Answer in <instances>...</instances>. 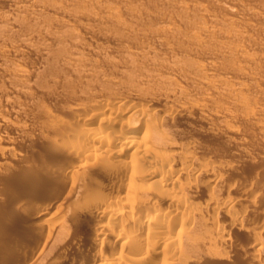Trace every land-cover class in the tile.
<instances>
[{"label":"bare ground","instance_id":"1","mask_svg":"<svg viewBox=\"0 0 264 264\" xmlns=\"http://www.w3.org/2000/svg\"><path fill=\"white\" fill-rule=\"evenodd\" d=\"M111 1L0 0V129L12 131L19 145L39 141L43 160H37L47 167L30 176L25 167L33 159L18 161L11 147L17 139L0 135L3 164L25 162L16 178L26 180L15 186L25 198L11 214L35 219L31 194L51 196H43L44 206L53 212L31 225L44 232L37 256L45 252L52 261L48 246L62 253L51 264H230L233 230L250 238L252 252L245 253L251 256L244 260L264 264V232L254 227L259 222L249 228L247 222L259 212L251 209L250 216L239 208L242 202L257 208L260 188L242 173L228 179L230 165L205 157L211 149L179 128L194 115L211 125L234 118L230 110L210 107V92L223 91L229 108H241L243 120L264 129V119L247 111L244 85H264V54L254 51L264 50V38H254L264 31V0H248L245 8L241 0H159L171 14L156 5L137 9ZM98 39L110 45L87 42ZM26 53L46 63V75L71 101L60 114L42 109L34 125L12 121L22 117L14 110L16 97L30 94L29 82L38 77L37 69L23 67ZM199 91L204 95L195 102ZM23 126H33L37 139ZM218 130L239 140L243 134L225 124ZM72 221L84 232L76 246ZM40 257L27 264H47Z\"/></svg>","mask_w":264,"mask_h":264},{"label":"rangeland","instance_id":"2","mask_svg":"<svg viewBox=\"0 0 264 264\" xmlns=\"http://www.w3.org/2000/svg\"><path fill=\"white\" fill-rule=\"evenodd\" d=\"M197 1H199V0H197ZM241 1H245L244 4H242V5H244L243 6L244 8L247 7L246 4L250 5V2L248 0H241ZM107 2L108 1H106L105 3H107ZM112 3H118L119 4V5L117 4L118 6L128 5V6H132L134 8H137V9L138 8H146L149 10L152 9L154 5H156L157 8L161 9V11H160L161 14H171L172 13V10H170L166 5H162V1L160 2L159 0H112L110 2V4H112ZM120 3H122V5ZM112 5H114V4H112ZM0 6H3V4L2 5L0 4ZM123 17L126 19H132V16H130L128 14H124ZM258 22L261 23L260 21H258ZM263 33H264V31L261 32V34H263ZM261 34H260V32L257 35L254 34L255 35L254 38H258V37H259V39H261L262 37L264 38V35H261ZM87 42L92 47H94L95 45H103V46L110 45L109 43H106V41L102 40V39L93 40V41L87 40ZM254 51L257 54H262V55L264 54L263 49H258V50H254ZM251 52H253V51H251ZM22 58L23 59H21V61H22L23 65H25L23 67L27 68L28 70L30 69L32 72H34L37 69L36 74L38 75V77L29 82V91L28 92L30 94H27L28 96L27 95L26 96L20 95L19 97H16L17 102H16V106H15L16 108L14 110L19 111L20 114L22 113V117L23 116L24 117L23 118L21 116L19 117V115L16 116L17 119L13 118V117H15L13 115L12 116L8 115L7 117L9 119L13 118L14 120H12V121L17 120L16 122H18L20 125L22 123L24 125H26V124L34 125L33 123L41 120L42 109H49V110H51L57 114H60L62 109L66 108L67 106H69L71 104V101L68 98L67 94L65 93V90L62 88V86L57 85V83L54 81V79L52 77H48L46 75V73H47L45 70L46 63L42 59H40L39 57H37L31 53L30 54L26 53ZM244 85L246 88L249 89L246 93V96H245L247 103L249 104V107H250V109H248L247 111L253 112L258 118L264 119V85L263 86H254L252 83L246 82V81L244 82ZM210 93H212L211 97L213 98V104L210 107H212L214 110H221V109H223L224 111L230 110V111H232V114L234 113V118H231V119L230 118H221L215 124L212 123L213 125H211V124H206L205 122L199 121V119H197L196 115H194L196 118H194V116H191V118L189 117L190 119L189 118L184 119V120L181 119V122H180L181 124L179 123L180 124L179 128L184 132V136H186L185 138L198 142V144L202 148H204L205 150L207 148L211 149V150L207 151V153L210 152L209 153L210 155L207 154L205 157L211 156V154H212L213 159L220 160V161L226 163L227 165H230L231 171H229L227 173V178L229 175H230V177H232L235 174L238 175V173H242L243 176L246 175L247 176V177L245 176L246 178H248V176L251 177V179L253 178V180H251V181L253 182V184L255 186L257 184V186H256V188L258 187L257 191L260 188L259 189L260 191H258L259 192L258 194H260V196L263 194V196H261V198L263 197L262 199L259 198L260 197L259 195H257V202L260 204L262 203V204H261V206H260V204L259 205L257 204L256 205L257 208H251V207H247L246 206L247 204H243V202H242V204H241L242 206H239V208L243 211H245L246 209H249L250 211H251V209L253 211L255 209L254 212H257L256 211V209H257L259 213L261 211L263 213V214L261 213V215L263 217H261V215L259 213H258L259 216L257 213H255V214H257V216H256L253 214L254 213L253 211H251V213L253 212L251 214V213H249L250 212L249 210H246V212L248 211L247 213L250 214V216L254 215L256 218L261 217L260 221L263 220V222L260 223V221L258 219H257L258 221L257 220L253 221L256 218L252 217L253 219L250 218L252 221H250V219L247 221L249 223V224L247 223L249 226L248 225H246V226H248V228H249L252 226L251 222H253V225H254V222L255 223L259 222L258 224H255L257 226L254 225V227H257V229L259 228L264 232V226H262V225H264V224H262V223H264V209H261V208H264V206H262L263 201H264V192H263L264 189L262 191L261 187H259V186H261V184L264 183V137L260 136V135H264V129H259L256 125L255 120H251V121L243 120L241 118V115L243 114V110H241V108L240 109L234 108L235 110L233 108H229L228 98H227V95L225 94L226 92L220 91L219 93H215V92H210ZM202 95H204V92L199 91L194 97L195 102L199 101V99L201 98ZM16 98H14L15 101H16ZM3 109L5 110L6 108H3ZM219 124L220 125H222V124L227 125L229 127V130H235L236 129L238 131H241V133H243V134H242V138L240 137V140L243 142H241L239 140V137L232 134L233 132L223 133L222 131H219L218 130ZM30 127L31 126H29L27 128L31 129L33 126L31 128ZM27 128H25V129H27ZM33 129L34 128L31 129L32 133H28V132H31L29 130H27V133H28V135L30 134L32 139H33V137L35 139L36 138V132ZM31 134H33V136ZM0 135H9V136H12L14 139H17V140H14V142H13L16 145L13 144L14 146H11V147H13L12 148L13 155H17V157H18V158L16 157L17 160L18 159L21 160L22 158L23 159L25 158V159H29V161H30V159H33L31 161L33 163L30 162V165L27 164L28 166H30V168L28 166L25 167V170L29 169L28 171L31 172L30 176H31V174H33V172H35V169L36 170L38 169L39 171H41L40 169L42 168V170H44L43 166L46 164L44 163V161H42L43 160V150L40 148L42 144L39 141L35 140V141H32L31 143L27 141L26 143L24 142L25 145L21 144L22 145L21 146L19 144H20V142L22 143L23 141H21L12 131L7 130V129H0ZM17 141H19V142H17ZM237 141L241 142V146L237 145ZM34 142H35V145H33ZM2 148H3V145H2ZM4 148H6L5 145H4ZM25 148L28 151L23 152V150H26ZM37 148L38 149L40 148L42 153L39 151L40 149L38 150ZM35 149L40 152L39 155H38L39 152L37 153V151ZM30 150H31V153L33 154L32 155L30 153L32 155L31 156L32 158L28 157V156H30V154H28ZM199 150H200V152L202 151V149H199ZM211 151L213 153H211ZM24 154H25V156H24ZM38 156H40V158H42V160L40 158L38 159V160L42 161V167L36 166L37 162H39L37 160ZM13 161L14 160L8 161L9 163L7 164L9 167L11 165V167L13 168V169H11V170H13L12 171L13 175L11 174L12 173L11 171H10V173H9L10 175H9L8 171H6V170H9V168H6L8 166L3 164L4 161L0 160V264H25L24 263V262H26L25 259L30 257L27 259V260H29L26 262V264H27V263L31 262V259L34 260V258H38L41 256V255L37 256V254H39L40 253L39 250L42 249V248L39 249L42 246L40 244V242L43 244L42 240H44V236H43L44 232H41L42 230L39 231V229L35 228L37 230L36 231L34 228L31 227V225L33 224V227H35L34 222L36 220H37L36 222H39V220H40V222L44 221L46 219V217L50 216V214L53 212V208L50 210L49 209L45 210L46 206H44V204H45L44 202H47V201H45L46 198L47 199L51 198V196L49 194L44 195L43 193H41L40 194L41 196L38 197L39 194L36 195V194L32 193L31 197H33V196H34V198L36 197L35 201H33V198H30V199H32V204L35 205V206L33 205V207H35V210L37 207L38 208L45 207L44 210L41 208H40L41 210H39L37 208V212L39 214L37 217H35V219L32 218V220H30L29 217L23 216V217H26L27 219H29L28 221L26 220V218L24 220V218H22V216L21 217L19 216L20 217L19 218L15 215L11 214L10 211H12V209L16 205L18 206L20 204L19 202H18L19 203L18 204L16 200L20 199V197L23 195L20 192L21 190L18 189L20 192L19 193L15 186L19 185L18 186V188H19L20 184H21L20 182L23 183L26 180V179L25 180L21 179L19 181L18 180L19 178H16L19 175V173H21V171L22 172L25 171V170H21V168L24 169L23 166L20 168V166L22 164H24L25 162L20 161L22 163H20V165H19V163L16 160L15 161L17 162V164ZM41 161H40V163H41ZM27 162L28 161H26V163ZM40 163H38L39 166H40ZM43 163H44V165H43ZM3 165H5L6 167ZM18 167H19V169H18ZM44 167H46V166H44ZM4 168L6 170H4ZM15 168L17 171H14ZM28 171H26V172H28ZM248 171H250L251 174L248 173ZM29 172L26 175H29ZM236 172H238V173H236ZM30 176H29V178H30ZM236 176H234V178H232V179H235ZM260 176H261V178H260ZM228 179H231V178H228ZM261 181H263V182H261ZM260 182H261V184H260ZM49 184H50V186L53 185L51 183H49ZM49 184H48V186H49ZM262 188H264V186H262ZM43 196L46 198H44ZM28 197H30V196L28 195L27 198ZM22 198H25V197L22 196L21 199ZM41 199H43V201ZM22 202L23 201H21V204H23ZM36 202H38V203H36ZM36 205H37V207H36ZM42 205H43V207H42ZM243 205H245L247 208L244 207ZM10 207H12V208H10ZM47 207H48V205H47ZM220 217L222 218V220H220L221 218H219L220 222L224 224V222L226 221L225 218L222 216H220ZM15 218H17V219L19 218L22 220H19V219L16 220ZM52 218L54 219L55 215H53ZM30 221H32V223H30ZM72 223H73L72 228H69L68 230H71V231L75 230L76 231L77 227L79 226V223L76 221L75 222L72 221ZM76 223H78V224H76ZM69 224H70V222H69ZM259 224H262V225H260L261 227L258 226ZM73 225H74V227H73ZM80 229H82V231H80ZM77 230L80 231V232L76 231L78 234L76 232L74 233L72 231L73 233H71L69 231L70 234L75 235V236H73L74 238L72 237L73 238L72 239V242H73L72 245H74V246H76L75 244L78 245L79 236L81 237L82 235H84L82 227H78ZM235 231L236 230L232 231V233H233L232 239L233 240H232V245H231V250H230V251H232V252H230L232 254L230 264H249V263H247L248 259H246L247 261L244 259L251 256V253H245L246 251L252 252L251 247H249L250 246V238H249L248 234L243 230H242L243 232L241 230H237V232H235ZM238 232L242 233V234L237 235ZM85 233H86V231H85ZM263 236H264V234H263ZM38 237H41V238L43 237V238L42 239L40 238V240H38L39 239ZM36 238H38V239H36ZM234 239L236 240L237 243L234 242L235 241ZM35 240L38 242V244L35 242ZM79 242H80V240H79ZM246 244L247 245L249 244V245L247 246ZM79 245H80V243H79ZM235 245L241 251L240 250L236 251L237 248L232 247ZM243 245H244V247H243ZM50 247H51V249L53 248L52 246H50ZM48 248H49V246H48ZM48 248L46 247L44 251L47 252L46 253L47 255L50 254L51 258L54 257V259H53L54 262L57 261V258L55 259V257L57 255H59V256H57L58 260L62 258V253H60V252L58 253L57 252L58 250L54 249L57 252L56 253L53 249L51 250L50 248H49L50 249V251H49ZM52 251H54V253ZM37 252H39V253H37ZM263 252H264V250H263ZM43 253H45V252H43ZM43 253H42V257L45 256V254H43ZM51 253H52V255H51ZM55 254H57V255H55ZM245 254H247V256ZM262 254L264 257V253H262ZM33 256H34V258H33ZM42 257H40V259ZM45 257L48 258V256H45ZM44 258H42L41 261L40 260L39 261L43 263L42 260H45V262H47V264H48V262H50V264H51V262L53 263V260L47 261V258H45V259ZM48 259H50V257Z\"/></svg>","mask_w":264,"mask_h":264}]
</instances>
